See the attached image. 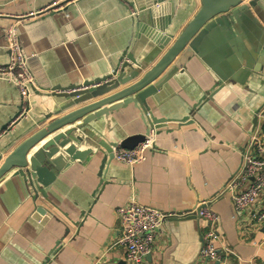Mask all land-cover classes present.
Masks as SVG:
<instances>
[{
  "label": "crops",
  "instance_id": "obj_1",
  "mask_svg": "<svg viewBox=\"0 0 264 264\" xmlns=\"http://www.w3.org/2000/svg\"><path fill=\"white\" fill-rule=\"evenodd\" d=\"M55 1L0 0V65L8 62L3 32L11 20L5 16L48 8ZM174 4L179 11L173 18L174 33L178 36L197 13L200 2L174 0ZM131 11L125 1L80 0L70 4L64 13L24 21L20 27L21 45L31 58L40 84L65 87L106 74L121 52L132 48L136 31L128 15ZM147 52L148 42L142 36L133 55L142 58ZM253 57L251 64L260 67L257 82L248 87L254 93L239 84H230L198 108L193 114L194 124L161 132L157 151L145 163L130 170L112 162L106 178L110 184L92 206L91 194L98 184V160L64 173L48 190L50 202L30 198L20 178L0 181V264H42L55 242L67 235L66 228L69 232L64 245L49 264H89L107 248V264H126L121 248L113 244L120 235L116 210L127 201L132 182L141 204L163 210H186L196 200L212 197L239 167V150L252 127L251 112L264 97L261 94L264 93V45ZM212 78L199 59H191L185 73L173 77L148 99V104L156 117L179 119L190 113L202 93L212 85ZM57 102L54 98L31 95L34 112L40 116L53 112ZM17 105V91L0 81V127L7 123ZM30 123L21 120L9 132L1 133L0 147ZM109 124L110 129L105 131L107 138L109 131L117 138L116 124L127 134L142 129L138 114L131 107L118 111ZM219 194L209 203L220 219L219 250L224 262L219 264H264V247H258L264 238V226L259 230L240 228L231 202ZM37 206L54 213L63 226L56 219L44 225L35 222L32 214ZM88 210L90 213L76 231L70 220L78 219L81 211ZM205 230L200 219L183 222L177 228L169 224L148 262L199 264ZM225 250L233 254L228 255Z\"/></svg>",
  "mask_w": 264,
  "mask_h": 264
},
{
  "label": "water",
  "instance_id": "obj_2",
  "mask_svg": "<svg viewBox=\"0 0 264 264\" xmlns=\"http://www.w3.org/2000/svg\"><path fill=\"white\" fill-rule=\"evenodd\" d=\"M78 1L80 0H61L59 9L50 6L45 12L35 14V18L64 13L70 4ZM120 1H125L126 6L132 10L128 14L133 19L136 31L133 34L132 48L123 50L116 64L103 76L65 87L40 84L39 77L31 66V58L25 54L20 41V27L24 25V18H20V14L5 16L11 20L3 32L8 62L0 66L7 67L11 62L12 43L6 30L13 26L16 43L31 83L22 93L11 77L0 76V81L13 87L18 93L16 111L0 127V134L9 132L21 120H30L31 123L0 147V181L8 177L20 178L33 200L42 198L45 202H50L48 190L56 185L64 173L73 167H82L98 160V184L91 194L94 199L92 206L110 184L106 178L112 162L130 170L145 163L157 151L161 132L194 124L193 114L198 108L230 84H239L253 92L248 87L255 84L260 75V67L256 66L258 64L251 63L253 56L264 45V0H199L200 8L178 36L174 33L176 30L173 18L179 11L175 9L174 0ZM142 36L148 42L149 52L142 58H135L134 47L138 40H142ZM194 58L199 59L213 75L212 85L202 93L186 116L179 119L156 117L148 99L160 92L173 77L185 73L189 61ZM32 94L54 98L58 100V105L53 107V112L37 115L31 104ZM261 94L264 95L262 92ZM262 99L261 104L251 112L252 127L239 150V167L212 197L198 199L186 210H163L154 205L141 204L132 182L129 184L130 193L125 204L134 201L163 214L175 215L164 221L161 228L163 232L169 224L177 228L183 222L200 219L199 211L204 207L203 203L213 200L239 173L250 139L260 131L263 123L264 97ZM130 107L138 114L142 129L127 134L116 124L117 138H113L110 131L107 138L105 131L110 129V118H114L118 111L128 110ZM146 139L149 140V145L141 161L126 164L116 159L117 148L132 150ZM224 197L230 201L228 194ZM88 213L90 210L81 211L78 219L70 220L76 231ZM233 214L235 216L234 210ZM65 218L69 219L68 215ZM32 219L39 225L56 219V223L63 226V221L42 206L35 208ZM68 232L69 229L66 228L67 235ZM64 238L55 242L42 264L51 262L63 247ZM107 253L108 248L92 258L89 264H107Z\"/></svg>",
  "mask_w": 264,
  "mask_h": 264
},
{
  "label": "built area",
  "instance_id": "obj_3",
  "mask_svg": "<svg viewBox=\"0 0 264 264\" xmlns=\"http://www.w3.org/2000/svg\"><path fill=\"white\" fill-rule=\"evenodd\" d=\"M60 2L61 0H57L48 7L52 6L59 9ZM46 10L47 8H42L19 17L27 21L35 18V14L43 13ZM6 34L12 43V57L9 66H0V76L11 77L23 93L25 87L31 83V78L22 62V54L19 52V46L16 43L13 26L6 30ZM262 120L260 131L251 137L246 148L243 165L239 173L219 194L220 196L229 195L234 213L237 216L236 223L238 221L239 227H251L255 230H259L264 226V199L261 200L264 197V117H262ZM148 145L149 140L146 139L132 150L117 148L115 157L126 164L139 162ZM213 200L204 202V207L199 211L200 220L206 227L198 254L199 264L224 262L219 250L221 239L219 235L220 219L209 207V203ZM259 202L261 203L260 206H258ZM116 215L120 235L113 246L121 248L125 263L154 264L148 262L147 258L152 255L160 236L163 234L161 228L164 221L175 215L163 214L134 201H129L123 207L117 209ZM258 247H264V238L258 243ZM225 252L228 255L233 254L230 250H225Z\"/></svg>",
  "mask_w": 264,
  "mask_h": 264
}]
</instances>
